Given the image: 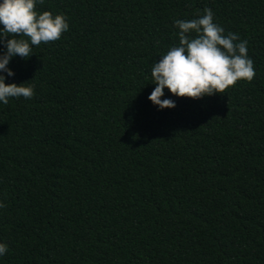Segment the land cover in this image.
Wrapping results in <instances>:
<instances>
[{
	"label": "trees",
	"instance_id": "obj_1",
	"mask_svg": "<svg viewBox=\"0 0 264 264\" xmlns=\"http://www.w3.org/2000/svg\"><path fill=\"white\" fill-rule=\"evenodd\" d=\"M210 8L255 77L157 110L174 21ZM68 33L0 104V264H264V0H44ZM2 51V48H0ZM164 97H162L163 99Z\"/></svg>",
	"mask_w": 264,
	"mask_h": 264
},
{
	"label": "clouds",
	"instance_id": "obj_2",
	"mask_svg": "<svg viewBox=\"0 0 264 264\" xmlns=\"http://www.w3.org/2000/svg\"><path fill=\"white\" fill-rule=\"evenodd\" d=\"M44 0H0V104L9 98L31 99L34 85L10 82L14 76L9 67L14 57L29 58L33 47L60 40L69 31L63 14L39 11ZM179 43L159 56L151 69L150 82L155 85L148 100L157 110L171 109L176 102L165 96V89L176 97L201 99L224 93L238 80L251 82L255 77L252 59L248 56V42L237 33L225 34L214 21L210 8L191 20L174 21ZM162 97H164L162 99ZM5 204L0 201V208ZM8 252V245L0 242V257Z\"/></svg>",
	"mask_w": 264,
	"mask_h": 264
}]
</instances>
